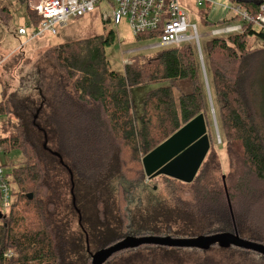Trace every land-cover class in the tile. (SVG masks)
Segmentation results:
<instances>
[{
    "label": "trees",
    "instance_id": "16d2710c",
    "mask_svg": "<svg viewBox=\"0 0 264 264\" xmlns=\"http://www.w3.org/2000/svg\"><path fill=\"white\" fill-rule=\"evenodd\" d=\"M241 5L254 17L259 13L253 2ZM28 14V22L39 25L37 14ZM11 19L0 5L1 22ZM250 37L264 40V33L243 24L241 33L210 40L202 60L193 44H183L134 57L123 75L112 71L106 56L113 33L51 47L28 64L25 75L20 70L18 80L13 65H5L0 116L8 123L0 145L5 152L20 150L25 163L10 171L15 200L0 215V264H91V247H110L138 229L150 214L138 209L135 197L151 180L144 157L200 116L212 146L209 91L230 174L223 187L214 181L222 168L213 153L190 184L162 176L191 185V200L172 209L162 201L150 214L148 232L164 228L172 237L194 238L197 232L220 234H212L213 227L222 225V233L264 245L257 219L264 205V49H249ZM149 85L161 86L148 94L138 125L131 89ZM112 199L114 217L108 211ZM153 214L163 216L160 226L152 223ZM184 250L142 246L106 264H182ZM11 251L15 256L7 258Z\"/></svg>",
    "mask_w": 264,
    "mask_h": 264
},
{
    "label": "rangeland",
    "instance_id": "374dc122",
    "mask_svg": "<svg viewBox=\"0 0 264 264\" xmlns=\"http://www.w3.org/2000/svg\"><path fill=\"white\" fill-rule=\"evenodd\" d=\"M181 2L188 17V23L192 26L195 25L198 28L199 35L201 36V47L204 50L206 44L214 38V32L230 29L240 24L239 20H233L235 17L233 12H229L226 9L235 4L230 0H205L203 2L200 0H181ZM0 5L9 8L10 16L12 17L8 25L2 23L0 20V74L2 73L4 66L11 63L13 65L12 76H15L16 80L20 78H18V72L20 70L22 71V75H25L28 70L26 68H29V65L36 63L43 53L51 47L101 35L108 36L110 33L114 34V42L106 48V56L112 71L119 75L124 74L125 65L128 64V61L131 62L134 57H153L157 53V50L145 49L147 46L157 43L156 39L138 40L133 35L127 21H123L119 27L103 22L101 18L102 12L98 7L93 14L86 15L83 18L69 20L64 28L58 29L56 35L47 33L43 37L29 41L26 37L18 36L19 28L23 26L25 27L29 20L27 6L19 0H0ZM229 35H232V33L224 34L223 36L228 37ZM247 46L251 50L264 49V40L257 37H250ZM142 49L143 51H140ZM133 50L138 51V53L129 54V52ZM160 86L149 85L134 87L131 89L134 117L138 125H140V120L144 113V102L148 94ZM208 98H210L209 95ZM1 101L2 98L0 96V103ZM209 109L210 113L208 121L212 146L206 161L209 160L211 154H218L222 170L215 173L214 181H216L220 187H223V178L228 177L230 174V164L226 155L225 138L222 136V132L220 133V130L218 129L215 111L213 114L211 106H209ZM6 123H8V118L6 116H0V140L5 137V129L3 126ZM24 163L25 156L20 150L1 152L0 165L7 171H11L13 168L21 166ZM191 187V185H179L170 182L164 177H159L154 180H146V184L143 188L136 190L135 192L137 205H139L138 209L140 211L150 212L151 214L154 210H157L162 206V201L170 205L171 209L175 205V202H179L180 204L187 203L191 200ZM140 198L142 199V204H139ZM14 200V198H11L12 203H14ZM110 203L108 211H110L112 217H114L116 213L113 205L116 204V202L112 199ZM130 207L131 209L135 208L134 205H131ZM123 209H125V206H123ZM257 210V213L259 214L257 219L261 226V231L264 233V205L260 208L258 207ZM144 212L142 214L147 216ZM150 214L149 217H151ZM154 216L158 217L157 220H155ZM149 217L147 221L144 219V223H139L140 226H138V229L136 228L132 230L133 232H125L126 235L122 237L173 236L168 235L167 232L164 231V228L158 232H148V226L150 225ZM162 220L163 216L156 214L152 215V223L156 222L155 225L158 224V226H160L161 224L158 222H162ZM75 222L77 227V221ZM222 227L224 226L220 225L213 227L214 231L212 234H222L224 231ZM146 228H148L147 231ZM173 229L176 231L177 228ZM208 235L210 234L197 232L194 237ZM179 236V238L188 239L191 235L182 234ZM101 249L91 247L92 254ZM184 251L185 252L182 253L184 258L182 264H264V256L260 257L258 255L244 254L233 248L225 250L219 247H212L205 252L191 249H186ZM170 262L175 263L176 261L170 259Z\"/></svg>",
    "mask_w": 264,
    "mask_h": 264
},
{
    "label": "built area",
    "instance_id": "2783aa9c",
    "mask_svg": "<svg viewBox=\"0 0 264 264\" xmlns=\"http://www.w3.org/2000/svg\"><path fill=\"white\" fill-rule=\"evenodd\" d=\"M30 12L37 14L39 25H27L18 30L19 37L29 41L43 37L45 34L56 35L59 28H64L71 19L83 18L93 14L98 7L103 22L119 27L127 21L135 37L152 35L157 43L145 49L163 50L179 47L183 44H193L202 60L201 36L197 26L188 23V17L181 0H26ZM201 2L205 0H200ZM259 6V13L254 17L240 3H235L226 9L232 11L240 24L236 27L216 31L214 37L229 33H241L243 24L252 25L253 29L264 33V0ZM140 51H143L140 50ZM138 51H130L136 54ZM127 63H130L129 61ZM4 151L0 145V155ZM13 181L10 171L0 165V215L9 213L14 198ZM13 251L6 254L14 257Z\"/></svg>",
    "mask_w": 264,
    "mask_h": 264
},
{
    "label": "water",
    "instance_id": "95a60500",
    "mask_svg": "<svg viewBox=\"0 0 264 264\" xmlns=\"http://www.w3.org/2000/svg\"><path fill=\"white\" fill-rule=\"evenodd\" d=\"M235 1L241 4L253 2L258 6L262 4L261 1ZM209 96L214 114L210 91ZM207 134V124L203 116L184 126L144 157L142 162L146 177L153 180L164 176L185 184L193 182L211 148V142ZM223 179L225 180V178ZM216 245L221 249L235 247L264 256V245L244 240L237 232L234 234L222 233L188 239L154 236L126 237L122 241L92 254L91 264H106L114 255L123 251L138 249L142 246L208 251Z\"/></svg>",
    "mask_w": 264,
    "mask_h": 264
},
{
    "label": "flooded vegetation",
    "instance_id": "af4514ba",
    "mask_svg": "<svg viewBox=\"0 0 264 264\" xmlns=\"http://www.w3.org/2000/svg\"><path fill=\"white\" fill-rule=\"evenodd\" d=\"M91 255H92V253H91Z\"/></svg>",
    "mask_w": 264,
    "mask_h": 264
}]
</instances>
